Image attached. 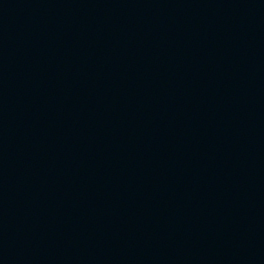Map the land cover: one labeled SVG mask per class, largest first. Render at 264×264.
<instances>
[{"label":"water","instance_id":"95a60500","mask_svg":"<svg viewBox=\"0 0 264 264\" xmlns=\"http://www.w3.org/2000/svg\"><path fill=\"white\" fill-rule=\"evenodd\" d=\"M0 264H264V0H0Z\"/></svg>","mask_w":264,"mask_h":264}]
</instances>
